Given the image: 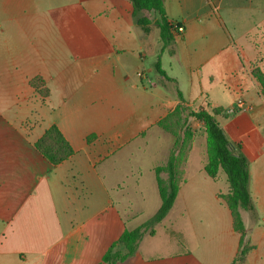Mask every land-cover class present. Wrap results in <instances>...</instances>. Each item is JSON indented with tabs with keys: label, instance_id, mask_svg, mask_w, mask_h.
I'll list each match as a JSON object with an SVG mask.
<instances>
[{
	"label": "crops",
	"instance_id": "obj_1",
	"mask_svg": "<svg viewBox=\"0 0 264 264\" xmlns=\"http://www.w3.org/2000/svg\"><path fill=\"white\" fill-rule=\"evenodd\" d=\"M165 10L170 23L184 28L174 34V55L136 25L128 0H0V264H104L124 231L141 225L134 224L142 175L135 152L179 104V93L187 106L224 108L225 118L241 99L251 107L247 115L234 114L226 134L249 160L257 214L253 220L241 211L253 246L244 264H264V142L256 150L236 135L264 123V93L253 75L255 68L264 74V0H165ZM224 14L234 30L243 14L251 24L233 33ZM158 58L168 78L155 70ZM141 71L151 83L138 76ZM37 76L49 91L45 98L31 87ZM241 81L248 87L238 96L233 89ZM52 125L74 149L58 166L35 147ZM172 145L173 137L163 149L167 159ZM120 152L127 153L116 177ZM220 175L213 180L221 181ZM189 181L187 161L183 186ZM226 188L214 195L212 218L185 210L178 229L172 215L180 188L156 234L146 235L154 238L163 229L179 249L168 257H143L144 236L137 253L117 264L138 255L135 264H232L241 234L219 197Z\"/></svg>",
	"mask_w": 264,
	"mask_h": 264
},
{
	"label": "trees",
	"instance_id": "obj_2",
	"mask_svg": "<svg viewBox=\"0 0 264 264\" xmlns=\"http://www.w3.org/2000/svg\"><path fill=\"white\" fill-rule=\"evenodd\" d=\"M128 1L133 6L136 25L147 35L151 34L153 28L158 29L162 43L161 51L167 50L170 55H174L176 51L174 31H177L180 24L175 27L169 22L165 0ZM155 70L161 76L167 77L162 69L160 58L155 64ZM253 75L264 93V74L261 69L255 68ZM30 84L43 98L48 96L49 91L41 77L33 78ZM179 100L176 108L157 123L163 132L173 137L167 162L154 169L161 205L149 220L133 230L124 231L104 254L102 258L104 264H117L134 256L143 237L154 236L157 226L174 207L184 183V168L188 155L197 136L196 123L202 124L203 132L207 136L205 172L212 179H216L222 172L229 186L228 192L219 194V197L231 211L234 229L241 234L239 253L232 264H244L249 252L253 249L241 214L244 210L253 220L257 219L255 203L249 190V160L242 151L241 143L231 141L218 122V117L225 115V109L187 106L181 93H179ZM35 147L54 166L64 163L74 154L73 147L56 125H52L44 132L35 142Z\"/></svg>",
	"mask_w": 264,
	"mask_h": 264
},
{
	"label": "rangeland",
	"instance_id": "obj_3",
	"mask_svg": "<svg viewBox=\"0 0 264 264\" xmlns=\"http://www.w3.org/2000/svg\"><path fill=\"white\" fill-rule=\"evenodd\" d=\"M224 17L226 19L225 21L228 27L233 31V33H237L238 31L244 32L246 29H248V26L251 24V19L243 14V16H241L240 18H235L234 21L238 25V29L234 30L235 24L232 21L233 19L231 18V15L224 14ZM235 37L237 36L235 35ZM150 40L152 42L157 40V42L159 43V47L160 45L162 46L158 29L153 28L150 34ZM149 58L151 57L149 56ZM164 58L165 59L163 63L165 68H167L168 58ZM151 76L157 82V74L155 70L151 71ZM247 87L248 84L246 83V81H241L239 82V85L236 90H233L234 92L238 93V96H241L243 94V91H245ZM148 88L151 89V86H148ZM243 114L247 115L246 112H244ZM232 115L233 116L227 118L218 117V122L223 127L225 132L227 131V133L230 129H232L230 128V126H227L228 124H231L235 118V115ZM195 127L197 136L188 155V176L190 179V183L184 186L182 184V196L176 204V208L174 211L175 213L172 215V220L175 223L174 225L178 229H183L182 218L180 216V213L182 211L185 212V210H190L194 212L198 209L200 211H195V213L200 214V217L212 218L213 215H211V212L208 210L215 206L214 195L218 191H226V187L228 186L225 181L226 177L222 172L220 173L221 181L216 182L209 176H207L206 173L203 171V160L206 157L207 136L203 132L202 124L196 123ZM236 135L237 137H240L241 142H244L248 145L252 144L256 148V150H258V144L264 142V123L262 124L260 129H254L252 131L239 133ZM157 137H160V140L156 141L155 139ZM171 140V135L164 133L159 128H153L149 133V138L143 143L144 145H146L145 149L142 152H135L136 163L139 164L142 174L138 184L139 195L135 196L134 199L135 209L137 211L136 218L134 219L135 225H140L145 221L149 220L152 216H154V214L157 212L161 205V199L158 192L154 167L167 162V155L165 154L163 149L169 144ZM125 153L127 152H120L118 156L114 158L115 163L118 166L116 173H114V176L116 177L121 174L120 169L122 168L123 162L122 156L125 155ZM255 153L257 157H262V152L256 151ZM129 185L131 186V184ZM111 189V198L117 201L116 196L118 193L117 191ZM76 206H78V202L76 203ZM83 218L84 217L79 218L77 221L79 222ZM178 249L179 247L176 243V240L167 238L164 234L163 229H161L158 236L154 238L146 236L143 239L140 249V255L142 254V256L145 257L147 256L146 254L149 253V255H156V258L168 257L169 255H173L174 252ZM140 255H138L136 259H132L129 263L124 264H135V262H137L135 261L137 260V258L138 260L141 259ZM173 262L174 261L172 260L166 259L164 262H156V264H170Z\"/></svg>",
	"mask_w": 264,
	"mask_h": 264
},
{
	"label": "built area",
	"instance_id": "obj_4",
	"mask_svg": "<svg viewBox=\"0 0 264 264\" xmlns=\"http://www.w3.org/2000/svg\"><path fill=\"white\" fill-rule=\"evenodd\" d=\"M173 25L176 27L177 24H173ZM183 30H184L183 26L180 25L178 27L177 31H174V32H175L176 35H181ZM138 76L141 77V78H146L149 81V83H151V80L147 77L145 72H143V71L139 72ZM250 109H251V107L249 105H247L244 102V100L241 99V100L237 101L234 106H232L231 108H229L227 110V114L232 115V114H236L238 112L248 111Z\"/></svg>",
	"mask_w": 264,
	"mask_h": 264
}]
</instances>
